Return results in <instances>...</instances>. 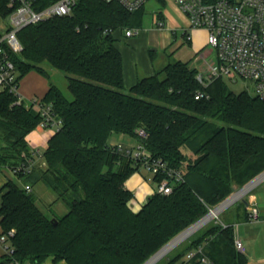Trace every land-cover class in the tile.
Returning a JSON list of instances; mask_svg holds the SVG:
<instances>
[{"label":"trees","instance_id":"16d2710c","mask_svg":"<svg viewBox=\"0 0 264 264\" xmlns=\"http://www.w3.org/2000/svg\"><path fill=\"white\" fill-rule=\"evenodd\" d=\"M8 2L0 0L2 20L11 13ZM144 10L130 11L118 1L78 0L72 15L19 32L24 49L14 59L20 79L32 71L49 77L41 66L49 63L67 74L73 98L55 84L41 97L61 125L47 141L45 167L17 175L32 186L44 182L67 211L48 215L33 191L8 181L0 207L1 234L14 231L7 262L43 264L53 257L68 264H144L264 170L260 98L231 91L224 78L203 86L197 68L181 60L124 91L117 43L127 29L142 26ZM199 91L209 96L197 99ZM14 101L8 91L0 92V166L11 169L32 156L28 136L43 120L30 103ZM114 134L135 139L150 158L181 173L180 180L154 174L156 185L168 181L170 193L155 191L138 211L133 209L135 194L126 181L143 166L115 148ZM235 239L234 225L213 221L165 264H198L186 255L200 244L214 264H246Z\"/></svg>","mask_w":264,"mask_h":264},{"label":"built area","instance_id":"2783aa9c","mask_svg":"<svg viewBox=\"0 0 264 264\" xmlns=\"http://www.w3.org/2000/svg\"><path fill=\"white\" fill-rule=\"evenodd\" d=\"M118 1L130 11L138 10L145 5L147 0H106ZM187 16L189 25L183 28V37L190 41L191 32L195 29L207 31V43L215 48L216 59L205 61L206 68L197 69V79L203 86L217 78L229 77L236 80L242 78L253 82V95L264 101V0H173ZM78 0H55L47 5H42L41 0H9L8 6L11 13L0 28V92L8 91L15 97L14 103H30L43 117L41 126L44 128L59 127L61 120L54 114L50 104H45L40 97L27 99L20 90V72L17 68L15 57H20L24 47L19 39V32L32 24H36L58 16H70ZM165 27L164 21L159 17L157 28ZM140 28H129L125 36H137ZM205 60V58H204ZM206 95L205 92L196 93L199 99ZM142 137L146 135L143 129L138 130ZM115 148L125 151L141 162L143 167L153 174L166 172L180 180L181 173L170 168L162 159L150 158L142 144H133L126 147L122 143ZM35 166L33 156L27 157L24 162L13 169L17 176L20 173H30ZM24 188L32 191V185L26 183ZM156 191L170 193L172 186L167 180H162L156 185ZM213 211V208L210 209ZM209 210V211H210ZM221 212L213 218L219 220ZM212 218V219H213ZM258 218V209L253 208L249 219ZM9 234L0 235V242L4 245L7 254L12 253L8 242ZM236 248L241 253L245 248L241 240L235 239ZM197 258L198 264H214V261L205 253L204 244L190 250L186 259ZM17 264V263H15ZM26 264H35L28 262Z\"/></svg>","mask_w":264,"mask_h":264},{"label":"crops","instance_id":"0c3cea01","mask_svg":"<svg viewBox=\"0 0 264 264\" xmlns=\"http://www.w3.org/2000/svg\"><path fill=\"white\" fill-rule=\"evenodd\" d=\"M188 25L189 20L187 19L185 24H174L173 27L183 29L187 28ZM173 27L166 26L162 29L157 27L149 28V30L146 31L142 30L136 37L125 36V38H127L126 47L129 48L127 56L124 55L123 49H119L123 56L124 83L126 88L129 89L141 77L151 75L157 70L158 67L153 60L154 55H156V49H149V45L162 47L163 49L174 46V43L178 41L176 36H174L176 34L172 32ZM122 36L123 35L120 36V39H122ZM191 36L192 38L190 41L176 43L174 50L178 52V60L191 61L195 64L199 62L205 64V61H208V55L204 50L207 44V31L205 29H195L191 32ZM200 38H203V42L200 41ZM183 43L188 46L182 45ZM117 45L119 47V41ZM196 68L200 69L201 66ZM50 85L51 83L47 77L36 71H32L21 79L20 90L27 99L32 97L41 98L48 91ZM37 128L35 130H37ZM35 130L28 136L29 148L35 160L34 169H43L46 165L44 159L45 150L42 152L39 146L47 143L49 137L53 133L47 137V140H44L42 138L40 139V137L35 134ZM118 136L121 140L118 143H122L123 145L124 143L122 140L126 138L129 139L127 136ZM118 143L112 144L115 145ZM133 144H135V142L130 143V146ZM10 180L16 182L20 187H24L25 185V182L19 179L11 168L6 165L0 166V207L3 188ZM257 185V187H253V191L250 192L249 190V194H247V192V195L244 194L242 198L239 197L221 211L222 213L220 214L226 224L235 226V236L242 241L245 248L243 254L246 257V264H264V182H260ZM126 186L135 194L132 201V207L135 211H138L147 202L148 197L156 191V184L151 183L144 177L141 167L127 179ZM32 188V191L37 197V205L43 212L47 213L50 211L63 214L67 211L62 200L59 199L57 194L46 186L44 182L40 181L34 184ZM239 195L240 193L236 195V197ZM253 208L258 209L257 219H249V214L252 212ZM1 233L2 228L0 226V235H2ZM5 255L6 251L4 245L0 242V264H15L7 262ZM43 264L68 263L65 260L55 261L53 257H49Z\"/></svg>","mask_w":264,"mask_h":264},{"label":"rangeland","instance_id":"374dc122","mask_svg":"<svg viewBox=\"0 0 264 264\" xmlns=\"http://www.w3.org/2000/svg\"><path fill=\"white\" fill-rule=\"evenodd\" d=\"M144 9L145 10H144V16H143V23H142V26L140 27L141 31L142 30L146 31V30H149V28L157 27V21L159 20V12H162V14H163V17L161 19L164 21L165 27L166 26L167 27L168 26L173 27L174 24L183 25L187 22V19H188V18H186L187 16L181 11L179 6L173 0H165L164 4L162 2L157 1V0H147V2L144 5ZM2 23H3V20H2V17L0 16V28H1ZM172 32L176 34L174 36H176L177 41H178V42L174 43V46H171L168 49H163L162 47H156V46H150L149 45V49H156V51H155L156 55H154L153 60H154L155 65L158 68L163 67L167 63H172V62L178 60V52H176V50H174V47L176 46V43L178 44L179 42H183V41L185 42L186 41L185 38L183 37V31L181 28L178 29V28L173 27ZM123 36H122V39L119 40V48L123 49L124 55L127 56L129 48L126 47V43H127L126 39L127 38H125V32H123ZM200 41L203 42V38H200ZM182 45L188 46L184 43ZM204 50H205V53L208 55L207 59L209 62L216 59L215 48L213 46H211L210 44L207 43L206 46L204 47ZM191 64L194 67L195 66L196 67L201 66V68H203V69L206 68V66H205L206 64H203L201 62L196 63V64L194 62H191ZM41 66L49 74V77H47V79L50 81V83L59 86L61 88V90L64 92V94L69 99H72L73 96L67 88V84H68L67 74L56 69L55 67H53L49 63H43ZM224 80L226 81V83H227V85L231 91H233L235 93L247 91L248 93L253 95V91H254L253 90V82L251 80H245L242 78H237L236 80H233V79H230L229 77H225ZM128 90L129 89L125 87L124 91H128ZM55 131H56L55 128H44L42 126H39L37 128V130H35V134L37 136H39L40 139L42 138L44 140L45 139L47 140V137H49ZM130 138L131 137H129V139L126 138V139L122 140L126 147H129L130 143L135 142V139L132 140ZM117 140H119V141H117ZM120 141L121 140L119 139L118 134H114L110 138L111 143H118ZM46 144L47 143L41 144L39 146V148L41 149L42 152L45 150ZM141 171L147 180H149L151 183H154V181H153L154 174L149 169H147L146 167H141ZM260 182H264V178ZM257 186H259V185H257ZM239 188H241V187H237L236 190H238ZM254 188H255V186H254ZM254 188H252V190H250V192L253 191ZM247 194H249V192ZM47 213H48V215H51L52 212L49 211ZM216 220H218V219L213 218V219L209 220L205 225H203L198 230H196L194 233H192L188 238H185L182 242H180L178 245H176L174 248H172L170 251H168L162 258L157 260L154 264H165L169 260L170 257L174 256L177 252L181 251L188 244V242L191 239H193V237H195V236L199 235L201 232H203L205 230V227L209 223H212L213 221H216ZM219 220L223 221V218L220 215H219Z\"/></svg>","mask_w":264,"mask_h":264},{"label":"water","instance_id":"95a60500","mask_svg":"<svg viewBox=\"0 0 264 264\" xmlns=\"http://www.w3.org/2000/svg\"><path fill=\"white\" fill-rule=\"evenodd\" d=\"M263 178H264V171L260 173L258 176H256L254 179H252L250 182H248L247 184H245L244 186L236 190L232 195L226 198L223 202H221L219 205L214 207L213 210H217V212L223 211L225 208H227L231 203H233L239 197L242 198L244 194H246L249 190H251L254 186H256L260 181H262ZM238 193H240V195L239 197H236ZM211 212L212 211L210 210L204 217H202L200 220H198L193 225H191L186 230H184L179 235H177L175 238H173L164 247H162L156 254H154L150 259H148L144 264H148L151 260L156 258L152 263L154 264L157 260L162 258L168 251H170L172 248H174L176 245L182 242L185 238H188L192 233H194L200 227L205 225L208 222L206 218ZM188 231L189 233L186 234Z\"/></svg>","mask_w":264,"mask_h":264},{"label":"bare ground","instance_id":"6f19581e","mask_svg":"<svg viewBox=\"0 0 264 264\" xmlns=\"http://www.w3.org/2000/svg\"><path fill=\"white\" fill-rule=\"evenodd\" d=\"M239 194V193H238ZM237 194V195H238ZM239 197V196H238ZM217 214V210H213L208 216H207V218H206V220H211L212 218H213V216H215ZM189 233V231L186 233V234H188ZM185 235V234H184ZM156 258H154L153 260H151L148 264H151L154 260H155Z\"/></svg>","mask_w":264,"mask_h":264}]
</instances>
